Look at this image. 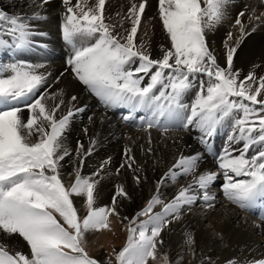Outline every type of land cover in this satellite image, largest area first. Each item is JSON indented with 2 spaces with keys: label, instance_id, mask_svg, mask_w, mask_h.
<instances>
[{
  "label": "snow or ice",
  "instance_id": "snow-or-ice-1",
  "mask_svg": "<svg viewBox=\"0 0 264 264\" xmlns=\"http://www.w3.org/2000/svg\"><path fill=\"white\" fill-rule=\"evenodd\" d=\"M231 2L158 0L171 47L155 59L136 40L147 0L129 9L126 19L131 20V27L125 36L106 22V0H96L94 6H89L88 0L75 4L63 0L62 38L70 48L66 63L105 109H125L124 121L135 127L157 128L162 134L173 129L194 130L198 133L194 138L206 150L219 129L229 130L228 143L217 156L220 172L197 175L202 154L181 153L156 182L146 206L128 221L127 243L114 250L106 262L89 253L86 234L111 231L110 217L120 215L117 197L128 195L123 185H117L112 206H96L97 177L111 158L86 176L82 174L84 159L92 154L96 141L87 149L78 142L74 178L66 183L61 171V162L73 154L63 143L65 133L72 118L87 106L70 107L58 118L64 101L50 104L54 95L42 91L50 75L38 71L43 65L24 59L0 62V264H181L182 257L173 262L160 252L161 234L198 201L212 208L216 197L210 187L220 175L222 193L229 202L243 210L264 212V76L257 78L249 72L241 79L240 71L234 70L240 41L236 46L225 41V64L221 65L205 34L224 19ZM246 10L235 20L241 40L248 34L241 19ZM45 18L39 11L29 17L0 10V53L15 54L35 47V37L46 33L37 31L32 21ZM252 19H260L254 10L249 21ZM193 89V100L185 103ZM24 110L29 112L27 118ZM250 151L253 154L249 155ZM125 157L117 174L125 166L133 168L135 157L130 148L125 149ZM187 176L192 177L191 183L181 185L166 200L161 193L166 182L175 184ZM134 179L139 184L141 177ZM75 197L84 200L83 216ZM124 220L128 217H123L122 223ZM13 236L26 242L27 253L7 242ZM187 242L194 244V237L189 235ZM208 264H213L211 258ZM226 264L241 261L232 258ZM248 264H264V257L249 259Z\"/></svg>",
  "mask_w": 264,
  "mask_h": 264
},
{
  "label": "bare ground",
  "instance_id": "bare-ground-1",
  "mask_svg": "<svg viewBox=\"0 0 264 264\" xmlns=\"http://www.w3.org/2000/svg\"><path fill=\"white\" fill-rule=\"evenodd\" d=\"M133 1H137V5L141 2V0H106L105 20L110 25L116 26L115 32L120 36H125L126 30L131 27V20L126 17ZM76 2L77 0H72L73 4ZM95 2L96 0H88L89 6H94ZM245 9L247 10L241 19L248 34L241 40L239 26L235 25V20ZM0 10L29 17L33 12L39 11L46 17L32 21L37 31L46 33L45 36L35 37L37 41L35 47L15 54L0 53V62L24 59L32 64L43 65L44 67L38 71L50 75L42 91L54 95L50 104H57L61 99L64 101V105L57 112L58 118L66 114L70 107L87 106L83 113L72 118L65 133L63 143L73 154L61 162L63 165L61 171L66 183L74 178L70 172L79 163L75 156L78 142L83 143L84 148L87 149L90 142L95 140L92 154L84 159L82 174L95 173L103 162L111 158V162L97 177L99 179L96 190L97 207H111L116 186L123 185L128 195L126 198L117 197V207L126 209L124 204L128 200L129 209L136 208L138 202L135 186L140 187L143 198L150 199L156 191V182L181 153L202 154L197 175L204 171L220 172L217 167V156L228 143L227 127L219 129L218 134L210 141L208 150L201 145L198 138H194L198 137V133L194 130L173 129L167 134H162L157 128L142 127L136 130L138 127L124 121L122 114L118 113L125 109H105L74 76L66 63L70 48L62 38L63 14L66 11L63 0H47V3H42L41 0H0ZM253 10L260 19L249 21ZM262 13H264V0H232L224 19L205 33L208 46L215 51L221 65L225 64V41L229 46H236L237 41H240L234 55L233 68L240 71L241 78L247 76L249 72H254L257 78L264 76V15H261ZM229 33H232L231 40L228 39ZM136 40L137 44L143 43L145 49L148 48V52L155 59L163 55L161 49L171 47L170 38L159 16L158 0H147ZM196 83L198 86V81ZM195 92L196 89H193L185 97L184 102L191 103ZM72 96L77 97L76 101L71 100ZM23 116L27 118L29 112L24 110ZM89 116L92 117L91 121L88 119ZM85 128L88 130L87 133L83 131ZM126 148L131 149L135 163L133 168L125 166L117 174V168L125 162ZM149 148L151 151H148ZM251 154L252 151L249 152V155ZM136 175L141 177L139 184L134 179ZM191 181L192 177L187 176L180 178L175 184L166 182L161 188V193L166 200L171 199L181 185H187ZM222 183L223 176L220 175L210 187L211 193L216 197L212 208L198 201L192 206L191 211L186 210L178 220H174L162 232L163 244L160 249L164 250L173 262L182 257L181 264H208V258H211L213 264H225L226 261L236 258L241 264H248L249 259L264 257V212L259 209L243 210L229 202L223 196ZM74 203L79 210H85L82 197H75ZM98 233H87L86 238L96 240ZM189 235L194 237L195 242L192 245L187 242ZM7 242L17 250L25 253L28 251V246L22 238L13 236Z\"/></svg>",
  "mask_w": 264,
  "mask_h": 264
},
{
  "label": "rangeland",
  "instance_id": "rangeland-1",
  "mask_svg": "<svg viewBox=\"0 0 264 264\" xmlns=\"http://www.w3.org/2000/svg\"><path fill=\"white\" fill-rule=\"evenodd\" d=\"M133 2L131 4V6H129V9L132 7V5L134 3L137 4V1H135L134 3ZM129 9H128L127 13H129ZM128 16H129V14H128ZM122 20H124V17H122ZM146 51L148 52V48H146ZM161 51H163V49H161ZM213 52L215 53L214 50H213ZM217 59L220 63V59L218 57H217ZM241 79H243V78H241ZM227 132H229V130H227ZM70 175H75L74 169H73V171L71 170ZM89 175H91V174H89ZM135 189L137 190V198H136V200L138 202L137 207L129 209L130 207H128V205H129L128 200H126L127 203L124 204L126 209L121 208V206H118L117 210H118L120 215L119 216L114 215V216L110 217L111 229H112L111 231H108V230L100 231L96 235L98 237L96 240H93L92 238H90V239L86 238L87 250L89 251V253L92 256L101 260L102 262H106L108 260V257L113 254L114 250H116V251L120 250L127 243L128 233L126 231V225L128 224V221L131 220L133 217H135L136 214L143 207H145L147 202L149 201V199L143 198V196L140 194L141 190H140V187L138 185L135 186ZM215 191H218V189H215ZM85 213H86V209L83 211L80 210L81 216H83ZM123 217H128V220H124L122 223ZM162 235H163V233L161 234V238H163ZM28 251H29V249H28ZM160 252L166 253L164 250H161V249H160ZM225 264H226V262H225Z\"/></svg>",
  "mask_w": 264,
  "mask_h": 264
}]
</instances>
